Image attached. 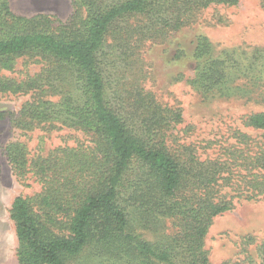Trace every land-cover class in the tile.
<instances>
[{"label": "trees", "instance_id": "trees-1", "mask_svg": "<svg viewBox=\"0 0 264 264\" xmlns=\"http://www.w3.org/2000/svg\"><path fill=\"white\" fill-rule=\"evenodd\" d=\"M207 2L73 0V14L53 26L47 15H17L0 0V91L63 92L58 103L27 102L22 112L64 116L97 134L93 146L58 147L32 158L22 143L6 145L13 172L41 184L10 205L18 264H67L81 255V264H211L204 239L214 216L236 196L264 198V140L234 131L221 156L181 163L162 129L180 113L152 92L123 89L127 83L104 75V62L120 60L138 84L141 45L189 24ZM190 41L191 82L207 92L227 77L226 61L212 55L203 34ZM182 52L178 46L174 57ZM24 54L40 56L49 68L21 82L1 75ZM244 124L264 131V112L251 113ZM162 216L175 218L176 230L154 241L142 237L137 229L157 232ZM237 246L240 257L218 264H264V236L241 235Z\"/></svg>", "mask_w": 264, "mask_h": 264}, {"label": "rangeland", "instance_id": "rangeland-1", "mask_svg": "<svg viewBox=\"0 0 264 264\" xmlns=\"http://www.w3.org/2000/svg\"><path fill=\"white\" fill-rule=\"evenodd\" d=\"M8 2L17 15L44 14L53 26L67 21L75 10L73 0ZM199 9L189 24L178 30L170 29L167 36L141 45L138 84L132 82L134 77L130 80L128 73L131 71L126 72L120 60L114 64L104 62L105 78L127 83L123 89L138 87L152 92L163 107L180 113L179 118L170 120L162 129L165 144L181 163L190 156L200 161L221 156L227 139L231 142L236 139L234 131L245 132L256 142L264 140V131L244 124L251 113L264 112V0H208ZM82 14H85L84 9ZM198 33L209 41L213 56L225 59L228 71L225 80L207 92L191 82L195 61L191 57L190 40ZM178 46L184 52L175 58ZM49 66L40 56L24 54L15 57L12 68L3 69L1 75L21 82L44 74ZM63 95V92L52 90L40 92L38 88L0 91V264H18L17 240L9 218L13 198L19 194L32 195L41 189L34 177L22 179L13 172L5 155L6 145L22 143L32 158L47 156L58 147L93 146V139L97 137L95 132L64 116L36 119L22 112L27 102L37 100L53 104ZM173 219L162 216L157 232L137 230L145 239L154 241L176 230ZM248 233L258 238L264 236V198L261 195L236 196L230 209L214 216L204 239L210 263L240 257L237 241ZM81 261L82 255L70 259L67 264H81Z\"/></svg>", "mask_w": 264, "mask_h": 264}]
</instances>
